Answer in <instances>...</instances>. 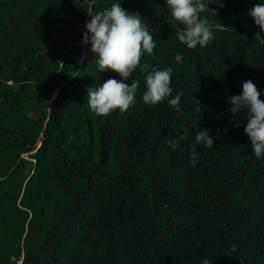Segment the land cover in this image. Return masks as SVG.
Here are the masks:
<instances>
[{"label": "trees", "instance_id": "trees-1", "mask_svg": "<svg viewBox=\"0 0 264 264\" xmlns=\"http://www.w3.org/2000/svg\"><path fill=\"white\" fill-rule=\"evenodd\" d=\"M116 2L157 25L156 48L127 81L140 82L136 103L98 116L86 88L119 80L115 71L67 58L48 80V108L33 91L59 46L49 23L59 20V37L83 34L66 16L79 11L74 0H0V78L16 84L0 86V264H264V156L251 149L246 114L228 111L248 79L264 100V32L248 15L264 0L210 2L215 13L200 15L214 39L195 49L176 39L183 26L166 0L94 7ZM157 67L173 69L171 95L183 93L182 114L171 97L142 102L145 77ZM202 128L213 147L196 144Z\"/></svg>", "mask_w": 264, "mask_h": 264}, {"label": "clouds", "instance_id": "clouds-1", "mask_svg": "<svg viewBox=\"0 0 264 264\" xmlns=\"http://www.w3.org/2000/svg\"><path fill=\"white\" fill-rule=\"evenodd\" d=\"M216 3L224 7L223 0H166L171 18L183 27H177L175 37L186 44L189 49H195L197 45L206 47L213 39L214 33L206 19L201 18V13L213 11L209 9V3ZM90 21L85 22L87 31L83 34L82 43H90V51L96 56V65L101 71L112 70L119 74L120 79L108 78L98 87L86 88L88 105L90 110L98 116H107L113 110L119 109L126 112L136 103V93L139 88V80L127 81L134 70L140 64L144 53L152 55L156 48L153 39V29L143 21L138 13H130L121 7L120 2L112 3L110 7H104L95 14L89 12ZM250 15L261 32H264V3H256L249 10ZM85 57L82 56L81 60ZM175 60L182 62V55L175 54ZM173 69L154 68L145 77L146 90L142 94V102L147 106H154L168 99L170 107L182 114L180 100L183 93L178 92L172 97L171 73ZM260 91L251 79L242 84V92L228 98L231 107L228 109L233 115L244 112L247 117V125L244 132L251 141V149L256 158L264 156V100L260 99ZM195 99V98H194ZM197 105L199 101L196 100ZM200 112V107L196 108ZM230 122H232L230 118ZM239 126V120L235 121ZM181 124V128H183ZM187 133V129H184ZM185 139L181 135L178 138H170L167 143L173 150L180 147L179 141ZM196 144L204 143L208 148L213 147L214 140L209 135L208 129H201L195 136ZM190 164L198 163V154L193 149L190 153ZM235 247V246H234ZM202 264H210L204 259Z\"/></svg>", "mask_w": 264, "mask_h": 264}, {"label": "rangeland", "instance_id": "rangeland-1", "mask_svg": "<svg viewBox=\"0 0 264 264\" xmlns=\"http://www.w3.org/2000/svg\"><path fill=\"white\" fill-rule=\"evenodd\" d=\"M98 2L99 0H74L76 9H79V11H68L66 13L67 18L76 21L77 26L83 31V34L85 31H87V29L85 28V22L90 21L91 19L89 12H91L92 14L96 13L94 5H96ZM58 24L59 20H56L54 22H50L49 27H47L49 34L54 37L55 41H57L59 44L58 48L52 49L47 57L46 64L48 65V76L42 80L35 79V81L32 82L33 91L35 92L36 97L39 98V104L41 108H48V106L51 104L50 99L55 94V90H51L48 88V80L50 79V76H53V74L58 72L59 66L64 60L70 58L71 62H76L79 65H81L82 63L90 65L96 64V56L93 55V53L90 51L91 44L82 43L83 34L76 35L74 37H59L56 31ZM150 28L153 29V31H156L157 25L152 24ZM59 52L61 53L60 55ZM82 56L85 57L83 60H81ZM0 86L12 90L15 88L16 84L0 78ZM41 92H46L47 94L43 96L41 95ZM25 112L29 115L35 116V113H32L29 110H25ZM22 156L24 158H27L26 153ZM28 165H30V163H28Z\"/></svg>", "mask_w": 264, "mask_h": 264}, {"label": "bare ground", "instance_id": "bare-ground-1", "mask_svg": "<svg viewBox=\"0 0 264 264\" xmlns=\"http://www.w3.org/2000/svg\"><path fill=\"white\" fill-rule=\"evenodd\" d=\"M50 101H51V99H50Z\"/></svg>", "mask_w": 264, "mask_h": 264}]
</instances>
